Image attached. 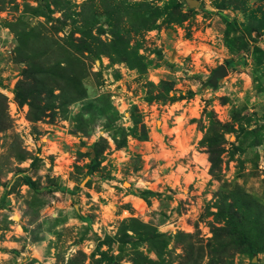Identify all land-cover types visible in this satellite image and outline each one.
Segmentation results:
<instances>
[{
  "label": "rangeland",
  "instance_id": "rangeland-1",
  "mask_svg": "<svg viewBox=\"0 0 264 264\" xmlns=\"http://www.w3.org/2000/svg\"><path fill=\"white\" fill-rule=\"evenodd\" d=\"M0 264H264V0H0Z\"/></svg>",
  "mask_w": 264,
  "mask_h": 264
},
{
  "label": "water",
  "instance_id": "water-1",
  "mask_svg": "<svg viewBox=\"0 0 264 264\" xmlns=\"http://www.w3.org/2000/svg\"><path fill=\"white\" fill-rule=\"evenodd\" d=\"M225 75H227V68L224 65L219 66L215 71H213L209 79V84L211 86H216L217 80L221 79Z\"/></svg>",
  "mask_w": 264,
  "mask_h": 264
},
{
  "label": "trees",
  "instance_id": "trees-1",
  "mask_svg": "<svg viewBox=\"0 0 264 264\" xmlns=\"http://www.w3.org/2000/svg\"><path fill=\"white\" fill-rule=\"evenodd\" d=\"M224 64H225L226 66H228V67H235V66H236L235 62H233V61H231V60H227V61H225Z\"/></svg>",
  "mask_w": 264,
  "mask_h": 264
}]
</instances>
